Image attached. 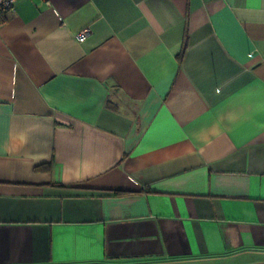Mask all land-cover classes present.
<instances>
[{
	"label": "crops",
	"instance_id": "1",
	"mask_svg": "<svg viewBox=\"0 0 264 264\" xmlns=\"http://www.w3.org/2000/svg\"><path fill=\"white\" fill-rule=\"evenodd\" d=\"M0 264H264V0H17Z\"/></svg>",
	"mask_w": 264,
	"mask_h": 264
},
{
	"label": "built area",
	"instance_id": "2",
	"mask_svg": "<svg viewBox=\"0 0 264 264\" xmlns=\"http://www.w3.org/2000/svg\"><path fill=\"white\" fill-rule=\"evenodd\" d=\"M17 0H0V23L2 16L11 11L14 7V4L16 3ZM89 34L88 30L82 31L77 35V39L79 42L84 41V39L87 37Z\"/></svg>",
	"mask_w": 264,
	"mask_h": 264
}]
</instances>
